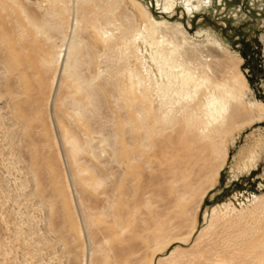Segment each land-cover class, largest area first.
<instances>
[{
	"label": "rangeland",
	"instance_id": "1",
	"mask_svg": "<svg viewBox=\"0 0 264 264\" xmlns=\"http://www.w3.org/2000/svg\"><path fill=\"white\" fill-rule=\"evenodd\" d=\"M104 1L95 0L84 5L88 19L83 21L81 37L87 46L85 52L89 54L84 66L88 74L97 75L105 64L103 54L108 52L105 43L98 39L93 22L111 7ZM123 1L127 6L123 11L134 12L137 26L142 27L146 17L142 9L130 0ZM139 1L158 21L167 19L172 25L181 24L189 34H197V40L206 39L208 34L216 38L225 49L221 52L223 62L244 74L250 91L246 95L244 115L225 134L227 154L219 156L214 166L207 170L195 197L184 205L185 213L176 214L172 230L163 239L165 243L153 247L156 240L144 237L149 233L153 238L152 231L138 234L137 230H131L132 234L129 231L126 235L125 249L128 253L142 246L137 261L141 259L136 264H159L161 257L165 259L163 264H214L215 260L225 258L232 259V264H264L261 251L264 250V107L250 108L248 104L254 101L264 103V0H212L211 5L192 12H187L181 0L174 11L163 8L164 0H160L159 6H156V0ZM46 2L0 0V264H88L90 256H85V250L96 244L99 252L93 258H100L105 263L103 251H100L105 246L98 245L97 229L103 230L107 224L102 220H111V182L116 178L111 173L115 167L111 133L117 129L123 131L125 125L121 119L129 110L120 111L115 107L111 81L105 85L104 80L97 79L101 92L97 115L92 118L96 131L85 129L95 140L85 145L81 160L94 168L91 174L95 181L101 177L104 183L98 192L75 186L69 176L66 146L57 136L59 127L56 118L52 117L53 106H48L47 102L51 95L53 68L40 71L34 78L37 92L30 97L32 105L23 99L24 96L13 95L21 84L18 75L21 65L16 53L18 29L24 31V44L33 41L30 44L35 51L39 49L38 53L42 51L40 55L54 53L60 43L62 35L59 30L50 28L45 34L37 29L43 19L58 21V18L42 15L39 5L47 6ZM29 13L34 28L26 19ZM62 23L67 31V20ZM139 45L145 48L142 41ZM131 64L137 62L132 59ZM17 65L19 68L15 67ZM61 93L63 95L64 90ZM24 115H30L31 128ZM131 116L137 119L135 114ZM163 145H157L156 150H163ZM92 146L98 148V156H93ZM35 155L39 156L38 165L34 161ZM146 181L150 182L148 178ZM62 187L67 190H60ZM204 188L206 196L200 198ZM158 189V199L167 203V190L164 186ZM161 208L162 216L165 209ZM148 212L145 214L147 224L155 223L154 215L146 216ZM86 214L97 220L96 228L86 225ZM171 214L165 215L167 219L163 215L162 220L171 219ZM189 234L188 240L181 238ZM262 244V249H257ZM160 247L165 248L163 254ZM172 250L176 252L171 256ZM109 262L113 264L114 260Z\"/></svg>",
	"mask_w": 264,
	"mask_h": 264
},
{
	"label": "bare ground",
	"instance_id": "2",
	"mask_svg": "<svg viewBox=\"0 0 264 264\" xmlns=\"http://www.w3.org/2000/svg\"><path fill=\"white\" fill-rule=\"evenodd\" d=\"M92 1L95 2L47 0V6L39 5L44 17L50 15L54 19L58 18V21L53 22L43 19V24L36 27L40 29L39 32L48 34L51 28L59 30L62 35L56 51L46 54L47 56L40 55L42 51L38 53L39 49L34 50L30 44L33 41L24 44V31L18 29V61L15 59V62H20L21 65L19 71L16 70L21 84L13 95L19 94L21 98L24 96L23 99L26 98L29 105H32L30 97L37 92L34 78L40 71L53 68L51 95L47 102L48 106H53L52 117L58 122L57 136L66 146L70 180L75 186L98 192L104 182L101 177H97L95 181L93 173L91 174L94 168L82 162L81 154L86 150L85 145L92 144L95 140L91 137V132L96 131L92 118L97 115L101 92L100 84L96 81L104 80L105 85L111 81V97L115 107L120 111L125 108L129 111L121 119L125 125L123 131L120 130L122 133L118 129L111 133V156L112 163L115 164L111 173L116 176L111 182V198L107 194V198L111 200V220H100L108 225L103 230L97 229L98 245L105 246L100 248L105 263L100 258H93L99 252L97 244L87 246L85 256H90L88 264H110V259L114 260L113 264H136L143 248L139 246L127 253V233L130 231L132 234L131 230H137L138 234L145 230L152 231L153 238L147 232L144 237L156 240L153 247L165 243L163 239L172 230L176 214L185 213L184 205L195 197L207 170L214 166L219 156L227 154L225 134L244 115L246 95L250 88L244 74L223 62L222 53L225 49L216 38L208 34L206 39L197 40L198 35L189 34L181 24L172 25L167 19L158 21L139 0L130 1L142 9L146 16L142 27L137 26L134 12H124L127 6L123 0L104 1L110 3L111 7H108L105 15L94 18L93 22L98 39L105 43L108 52L103 54L105 64L100 67L97 75L86 73L84 66L89 54L85 52L87 46L81 33L83 21L88 19L84 13V5ZM156 1V6H159L160 0ZM178 2L179 0H164L163 8L174 11ZM180 2L187 12L212 4V0ZM26 19L29 25L34 22L30 13L26 14ZM64 19L67 20V31L62 23ZM31 36L33 37L32 34ZM140 41L145 45L144 49L140 47ZM132 59L137 64L132 65ZM15 67L19 68V65ZM108 92L110 93L109 90ZM80 98L87 103H83ZM17 103L19 105L20 102ZM248 104L250 108L256 105L264 107V103L260 101ZM131 114H135L137 119ZM24 117L29 120L30 115ZM27 120L26 124L31 128L30 120ZM85 129L91 131L90 134ZM157 145H163V150H156ZM97 149L92 146L93 156H98ZM38 157L34 156L36 164ZM160 186H164L168 192L167 203L157 197ZM63 188L66 189L62 187L60 190L65 192ZM84 192L83 190L82 193ZM206 193L204 188L200 198H204ZM161 207L165 209L164 216L172 213L170 220H162L163 215L159 212ZM147 211L146 216L154 215L155 223L147 224ZM85 218L88 227L98 226L91 214H86ZM94 236L97 237L95 234ZM190 236L191 234L181 238L188 240ZM91 238L93 241L94 237ZM199 238L201 237L197 239ZM262 246L263 244L257 249H262ZM160 250L162 253L165 248L160 247ZM174 251L172 250L171 256ZM261 251L263 254L264 250ZM163 260L164 257H161L158 263L163 264ZM231 260L217 259L214 264H232Z\"/></svg>",
	"mask_w": 264,
	"mask_h": 264
}]
</instances>
